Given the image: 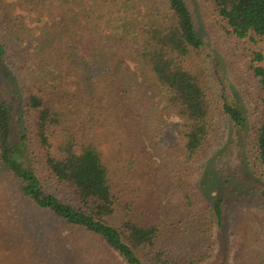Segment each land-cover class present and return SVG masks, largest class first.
Returning a JSON list of instances; mask_svg holds the SVG:
<instances>
[{
	"label": "trees",
	"instance_id": "obj_1",
	"mask_svg": "<svg viewBox=\"0 0 264 264\" xmlns=\"http://www.w3.org/2000/svg\"><path fill=\"white\" fill-rule=\"evenodd\" d=\"M138 1L143 11L132 23L131 6ZM92 2H117L123 8L116 12L121 27L115 35L116 50L110 54H96L89 26L66 32L48 27L37 49L41 55L36 66L26 63L14 48L22 44V36L15 42L0 36V173H6L37 209L68 227V235L59 242L62 249L82 234L103 250L101 264H201L209 251L204 255L197 249L198 256H204L199 258L192 245L187 256L171 257L172 250L162 241L163 230L154 219L145 218L161 211L159 195L173 190L178 210L187 212L182 219L185 234L194 224L193 211L199 210L196 230L203 236L201 243L211 249L210 231L223 226L221 194L239 176L257 189L236 192L241 194L237 199L248 196L262 203L264 66L258 64L262 54L254 51L252 59L245 58L246 76L237 80L243 95L240 104L225 95L216 103L211 75L204 67L206 45L186 0ZM211 2L225 35L251 43L264 38V0ZM72 4L73 0H14L7 5L0 0V12L33 9L52 19L70 13ZM81 17L77 15L78 22L84 21ZM69 61L74 66L72 80L55 76L46 83L44 76L55 74L51 69H62ZM24 118H32L29 129L28 124L20 129ZM248 118L254 123L248 159L223 171L210 154L224 139L227 122L241 135ZM106 125L113 136L108 156L99 136ZM37 159L70 198L63 200L44 189ZM247 167L253 175L244 172ZM1 226L5 229H0V255L5 259L0 264H21L16 258L24 252L9 246L2 207ZM260 235L264 238V232ZM232 264H264V253L247 249L240 241Z\"/></svg>",
	"mask_w": 264,
	"mask_h": 264
},
{
	"label": "rangeland",
	"instance_id": "obj_2",
	"mask_svg": "<svg viewBox=\"0 0 264 264\" xmlns=\"http://www.w3.org/2000/svg\"><path fill=\"white\" fill-rule=\"evenodd\" d=\"M2 2L9 5L14 3V0H2ZM186 2L206 45L204 49L205 66H203L211 75L212 99L219 103V97L225 95L231 103L240 104L243 95L238 91L237 80L239 77L243 79V75L246 76L244 61L245 58L252 59L254 51L262 54V60L258 64L264 66V38L257 39L255 43L245 39H232L221 30L220 21L216 17L211 0H186ZM121 9H123L121 4L117 2L94 4L92 0H73L70 13L58 15L52 19L37 14L33 9L15 8L9 12L6 10L0 12V36L9 42H15L18 35L22 36L24 39L22 44L15 45L14 48L22 54L26 63H33L36 66V60L41 55L37 49L42 46L41 41L43 36H46L48 27L57 32L60 30L66 32L71 28L85 29L89 26L94 31L91 34L94 37L96 54L107 55L116 50L115 35L119 31L118 27H121V20L117 19L116 12ZM142 11L143 6L139 1L136 2L131 6L129 20L132 23L139 21ZM77 15L82 16L84 21L78 22ZM78 42L79 40L76 41L77 44ZM130 67L133 68V64L130 63ZM73 68V62L69 61L62 69H51L56 75L49 78L44 76V80L50 83V79L57 76L67 77L66 80L70 81L73 79ZM2 70L6 71L4 67ZM43 89L47 93L49 88L45 86ZM70 90H73V86ZM248 120L246 133L241 135L237 134L236 129L227 122L224 139L222 138L213 154H210V157L219 161L223 171L229 172L233 167L241 166L243 160L248 159V146L252 140L254 126L249 118ZM20 121V129L26 124L29 129L32 118H24ZM110 130V127L106 125L99 132L102 149L106 156L113 149V136ZM37 162L36 171L42 178L44 189L55 193L63 200L70 198L71 193L56 187L39 159ZM244 172L253 175L250 167H247ZM255 180L261 183L260 177H255ZM242 181V176H239L238 181H234L232 187L221 194L225 202L222 212L223 226L210 231L211 249L201 243L203 236L196 230L200 216L199 210L193 211L196 215L192 214L194 224L190 227V232L185 234L182 219L187 212L184 209L178 210L177 206L180 202L173 200V190H165V194L159 195L163 209L155 212L153 217L145 218V221L154 219V225L163 230L162 241L168 245V251L172 250L169 254L171 257L173 255L180 257L182 253L187 256L192 250L190 246L196 245L195 254L197 256V249L204 251V255L209 251L205 261L201 264H232L240 241L245 243L247 249L264 253V238L260 235L264 232V198L262 203L260 201L261 204L254 203L248 196H241L237 199V196L241 195L238 193L257 189L247 186ZM210 193L212 196L217 195L215 189H212ZM0 196L2 197L0 207L3 209L9 228L4 234L8 237L10 247H17L24 252L23 257L16 258L21 261V264H101L103 250L96 246L95 241L84 239L82 234L73 245L67 244L65 249H62L59 242H62L68 235V227L63 224L62 220L53 217L47 211L37 209L30 201L22 197L6 173H0ZM2 227H0L1 232L5 229ZM57 231L60 236L57 235ZM180 241L186 244H179ZM174 248L178 249L173 251ZM4 259V256L0 255V262Z\"/></svg>",
	"mask_w": 264,
	"mask_h": 264
}]
</instances>
